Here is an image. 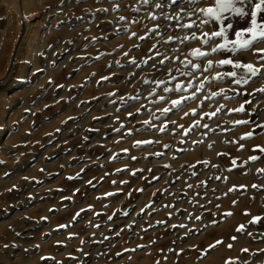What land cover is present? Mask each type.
Listing matches in <instances>:
<instances>
[{
  "label": "rangeland",
  "instance_id": "1",
  "mask_svg": "<svg viewBox=\"0 0 264 264\" xmlns=\"http://www.w3.org/2000/svg\"><path fill=\"white\" fill-rule=\"evenodd\" d=\"M137 2L0 0V264H264V174L257 171L264 168V156L244 164L260 155L254 146H264V131L256 127L264 124V93L257 91L264 88V74L239 86L229 78L211 80L216 72L231 70L214 66L204 74L210 82L202 93L182 110L161 116L159 109L171 107L170 101L181 94L165 93V85L157 87L156 82L165 81L169 88L186 85L192 78L181 73L192 69L180 61L192 59L203 68L206 60L197 61L191 50L211 45L198 40L158 43L155 33L139 40L156 24L167 31L164 40L183 37L187 30H176L174 21L169 30V22L150 20L145 11L160 15L154 6L139 14L126 7ZM210 2L202 0L197 7ZM114 3L119 11H113ZM104 8L106 14L97 11ZM119 16L129 23L119 22ZM133 17L140 23H131ZM216 28L204 25L202 31ZM192 31L200 35L201 29ZM132 32L137 36L130 39ZM94 36L100 39L90 45ZM153 44L157 49L150 52ZM255 47L264 48V43ZM157 50L169 57L162 65ZM149 56L156 58L144 64ZM133 58L139 67L130 63ZM223 58L213 54L207 59ZM235 59L255 64L257 55L242 52ZM103 76L110 79L101 80ZM220 89H225L221 96L204 99ZM232 89L248 94L236 95ZM161 95L166 101L153 103ZM241 104L245 113L229 112ZM221 105L217 116H204ZM144 120L157 127L146 128ZM197 120L200 126L193 127ZM236 120L254 123L234 125ZM165 124L168 130L159 132ZM187 128L192 131L185 136ZM253 128L257 134L240 139ZM145 139L154 143L133 147ZM240 144L244 148L238 151ZM113 155L118 158L112 160ZM233 158L244 167H233ZM229 212L231 216L225 215ZM256 216L262 219L250 223ZM180 224L186 227H172ZM240 225L244 230L238 232Z\"/></svg>",
  "mask_w": 264,
  "mask_h": 264
},
{
  "label": "snow or ice",
  "instance_id": "2",
  "mask_svg": "<svg viewBox=\"0 0 264 264\" xmlns=\"http://www.w3.org/2000/svg\"><path fill=\"white\" fill-rule=\"evenodd\" d=\"M202 2V0H138L136 4L129 3L126 5V7L133 13L139 14L141 10L145 7H153L155 10H159L160 15L158 16L156 11H145V15L152 21H158L160 19H163L164 21L169 22V30L173 29V24L171 22H175V29L176 30H187L185 32V35L183 37L180 36H171L169 35L167 40H164V36L167 35V31H160V28L162 27L160 24H156L154 27L148 29V33H146L145 36H139L138 39L143 41L148 38V36L151 33H155L156 37L158 38V43L162 42L165 44H170L173 42H179L181 44L190 41V40H198L200 41L202 46H208L211 45V47H197L191 50L190 55L195 58L197 61L200 60H206V64H204L203 68L201 67L200 63H194L192 59H185L180 61L182 64H184L185 68L191 67L192 71L189 72H182L181 75L188 76L192 79H196L198 83L194 84L192 82V79L189 80V82L185 84L176 83L174 88H169L166 86L165 81H157V87L160 85H165L163 87V92L170 93L175 91L176 93H180L181 95L178 96L176 99H172L170 101L171 107H164L159 109L161 116H167L168 113L175 110H182L185 102L195 99L198 94L202 93L205 89V83L210 82L209 77L204 75L205 73H210L212 68L219 67L224 68L225 66L230 67V71H219L216 72L213 76H211V80H215L217 82H222L226 78H229L232 80L233 84L243 86L247 85L250 81H252L254 78L261 76L264 74V48H256L255 45L259 43H264V0H211L210 3L206 4L203 7H197ZM186 5V6H185ZM174 7H177L179 10L172 12V9ZM165 8L168 9V11H165ZM120 6L118 3H114L113 11H119ZM99 12L107 13L109 10L107 8L104 9H97ZM197 17V19H193V17ZM187 18L188 22L184 23L182 21ZM78 19L83 20V17H79ZM119 22H123L125 24L129 23V19L126 16H119L118 17ZM199 21V22H198ZM243 22L245 26L243 27H237V24ZM109 23H114L113 21H109ZM131 23H140L139 20H137L135 17L132 18ZM209 24H215L217 26L216 30L212 32H204L202 31V26L209 25ZM147 28V25H145ZM201 29L200 35H197L196 31H192L193 29ZM125 32L128 31V29H124ZM191 32L189 35L188 32ZM119 32V30H118ZM232 33L234 38L230 39L229 34ZM137 33L132 32L130 39L132 37H136ZM100 37H92L90 41V45H94ZM103 39H107V36H104ZM217 40L219 42H217ZM89 45H85V50L87 49ZM122 47V46H121ZM134 47H138V45H134ZM153 49H157V45L153 44L152 48L149 49L151 52ZM175 50V49H173ZM253 52L254 55H257V61L254 64L253 62H244L241 60H236L235 56L239 55L242 52ZM213 54H224L226 58L220 59L218 61H213L211 59H207L209 56ZM104 53H101L99 56L95 57V59H100ZM125 56L128 55L127 52L124 53ZM156 56H162L163 59L159 60V63L162 65L165 63V60H168L169 57L164 54L160 53L158 50L156 51ZM155 56H149L145 60H143L144 64H148L149 60H154ZM176 59H179L178 57ZM119 64V62H116ZM131 64L136 65L139 67L138 64H136L135 59L133 58L130 61ZM154 66V65H153ZM37 71H41L40 69H37ZM199 72V76L196 75V73ZM95 75V74H93ZM200 77H203V79H200ZM173 80L176 79V77H171ZM110 79L109 76H103L101 77V80H108ZM97 83H100L98 81ZM147 83V81H145ZM62 87V86H61ZM192 90L190 94L185 95L184 93H188L189 90ZM236 93V95H246L248 93L244 92L241 93L237 89H232ZM257 91L264 93V88L258 89ZM225 93V89H220L219 91L211 92L209 95L205 96V100H209L218 96H221ZM114 94V93H113ZM154 94V92H153ZM111 95V94H110ZM234 97H230L228 95H224V99H232ZM123 99V98H122ZM129 100L137 101L139 100V96H130L128 98ZM166 97L161 95L158 97L157 100H154L153 103H160L165 102ZM245 104H250L251 101L246 100L244 102ZM144 106L141 105V108ZM224 106L221 105L220 108H217L216 111L211 113H204V116H208L209 119L212 117L217 116V114L221 111V109ZM119 111V110H118ZM137 113L140 112V109L136 110ZM192 114H196V110H191ZM229 112H237V113H245L246 109L244 107V104H241L238 108L235 109H229ZM189 113H185L184 115L187 116ZM129 117L133 116L132 112L128 113ZM154 115V114H153ZM248 115H251V113H248ZM156 119H160V117H155ZM203 118V117H202ZM175 123V121H173ZM254 122L251 120H236L233 122L234 125H249L253 124ZM142 124L146 128H156L157 126L152 123L150 120H144L142 121ZM200 126V121L197 120L194 122L193 127ZM124 125L121 124L120 128H116L115 131L118 133L120 132L121 128H123ZM181 128H183V125H180ZM203 127L205 129H209V131L215 132V129H210L208 124H204ZM256 127L260 128L262 131H264V124H257ZM144 129H137V131H143ZM167 129V124L163 125L162 127L158 128L159 132H165ZM192 131V128H187L184 131V135L187 136L189 132ZM256 133L255 128H253L252 131L245 133L240 137L241 140L252 138ZM127 136L132 135V130L129 129V131L126 133ZM204 135H207V133H204ZM158 142V141H157ZM202 142V141H201ZM119 143V141H117ZM154 141L150 139L145 140H136L133 144V147L140 148L142 145H151ZM183 143V141H182ZM195 143V142H194ZM232 143H238L237 141H232ZM165 148H168V145H164ZM211 148L212 145H209ZM244 148L243 144H240L241 150ZM128 149H122V152L127 154ZM180 151H183V149H180ZM253 151H258L260 155H252L248 158V161H245L244 164H247L250 162H257L261 159L262 156H264V146L256 145L253 148ZM156 156H162L163 153L156 152L154 153ZM218 155H229L228 153H218ZM118 158V155H113L111 157L112 160H116ZM133 160H136L137 157L133 156ZM2 163V161H0ZM207 165V161L204 162ZM231 164L233 167H244V164H237V158H233L231 160ZM215 166V165H214ZM165 167H169V165H165ZM124 169H116L117 172L123 171ZM232 169L230 168L229 171ZM142 171V170H140ZM259 173L264 174V168H260L257 170ZM135 171L132 172V175H135ZM195 175V173H193ZM68 179H74V177H69ZM216 179H220V177H216ZM89 183H91L89 181ZM113 183H116L113 181ZM121 183H127V181H122ZM191 187V185H189ZM241 188H246V186L241 185ZM252 187L254 189L259 190V186L256 184H253ZM235 186L232 189H229V191H234ZM140 191H143L141 189ZM106 195L111 196L114 195V193H107ZM235 203V202H233ZM150 207V205H149ZM165 207H172L174 210V206L165 205ZM203 207V206H201ZM219 207V205H218ZM83 211V210H81ZM144 210L142 209L141 212ZM248 215L249 213H245ZM79 213H77V216ZM124 215H128L127 212L124 213ZM171 215V213H170ZM225 215L231 216L232 213H226ZM197 220L200 219V217H195ZM75 219V217H74ZM109 219L111 220L112 217L110 216ZM262 219L260 216L253 217L250 223H257ZM158 223H164V222H158ZM61 227H64L63 225ZM173 228H184L186 225L180 224V225H172ZM244 230V225H240L236 231L240 232ZM249 235H251L249 233ZM232 239H236L235 237H232ZM222 241H217L216 244H221ZM142 247V246H140ZM211 248H214L215 245H211ZM229 248L232 247L231 244L228 245ZM242 251L247 252L248 249L245 248ZM261 251H264L262 249ZM207 255V253H205Z\"/></svg>",
  "mask_w": 264,
  "mask_h": 264
}]
</instances>
